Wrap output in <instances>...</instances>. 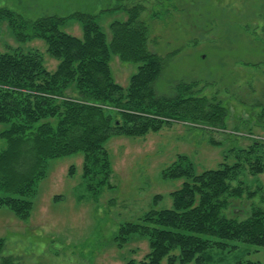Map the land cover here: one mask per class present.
I'll list each match as a JSON object with an SVG mask.
<instances>
[{
	"label": "rangeland",
	"instance_id": "374dc122",
	"mask_svg": "<svg viewBox=\"0 0 264 264\" xmlns=\"http://www.w3.org/2000/svg\"><path fill=\"white\" fill-rule=\"evenodd\" d=\"M138 6L143 8L140 21L148 28L149 51L166 59L153 86L155 96L172 98L179 83L196 82L200 96L216 98L227 109L225 129L174 122L140 137H111L105 149L112 174L99 193L90 191L83 179L82 154L49 160L46 177L29 198L33 210L28 221L0 208V238L6 243L0 263L6 258L12 264L142 261L150 251L148 238L134 235L119 247L118 231L140 223L152 209H172L171 194L184 180L165 173L180 156H186L196 175L239 157L243 169L232 186L242 185L245 194L231 200L223 215L242 221L264 208V173L252 174L247 160L264 156V0H0V9L26 22L66 18L61 30L76 38L83 32L73 15L96 16L108 41L111 24L126 21L127 11ZM19 49L40 52L47 70L56 71L58 61L46 53L43 41H17L0 18V53ZM111 68L116 83L127 87L138 66L113 57ZM7 129L0 124V133ZM255 143L258 152L249 156ZM6 148L0 137V152ZM222 242L223 248L206 252V264H264V247Z\"/></svg>",
	"mask_w": 264,
	"mask_h": 264
},
{
	"label": "trees",
	"instance_id": "16d2710c",
	"mask_svg": "<svg viewBox=\"0 0 264 264\" xmlns=\"http://www.w3.org/2000/svg\"><path fill=\"white\" fill-rule=\"evenodd\" d=\"M142 11L141 6L133 7L126 21L112 23L108 41L97 17L90 14L73 15L83 32L82 38H76L61 30L66 18L47 16L26 22L13 11L0 9V18L7 21L17 41L41 40L46 53L58 61L56 71L49 72L38 51L0 53V124L8 125L0 133L7 143L0 152V208L28 221L33 210L29 198L46 177L48 161L77 154L84 159L87 188L99 193L112 174L105 149L111 137H140L174 122L225 129L227 109L216 98L200 96L196 82L179 83L172 98L155 96L153 86L166 59L149 51ZM113 57L138 66L127 87L113 77ZM255 144L249 156L257 154L259 143ZM247 160L252 174L264 173V156ZM242 169L238 157L233 164L196 175L186 156L178 157L165 173L169 179L184 180L171 194L172 209H152L140 223L126 224L118 231L119 247L134 235L149 242L150 251L142 261L125 264H162L164 260L206 264V252L223 248L222 241L264 247V208L254 209L242 221L223 215L231 200L245 194L242 185L232 186ZM5 245L0 238V256ZM176 250L179 257L172 256ZM12 261L6 258L0 264Z\"/></svg>",
	"mask_w": 264,
	"mask_h": 264
}]
</instances>
